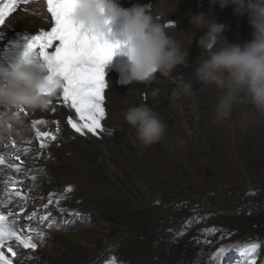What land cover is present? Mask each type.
I'll use <instances>...</instances> for the list:
<instances>
[{"label":"bare ground","instance_id":"1","mask_svg":"<svg viewBox=\"0 0 264 264\" xmlns=\"http://www.w3.org/2000/svg\"><path fill=\"white\" fill-rule=\"evenodd\" d=\"M120 3L126 8L145 5L169 31L188 35L195 31L189 64L176 67L169 76L156 73L144 83L118 87L112 80L106 94L105 132L100 138L69 132L63 119L69 109L64 105L55 113L51 108L22 113L26 127L0 140L4 153L13 139L19 144L34 137L33 119L48 121L43 130L60 128L58 140L49 142L35 159L37 179L25 185L27 196L38 202L30 208L48 203L52 193L54 201L65 197L59 206L76 210L80 218H92L93 222L78 225L79 216L74 215L68 220V224L75 223L71 229L62 223L48 229L30 225L43 232L45 239L30 254L32 259L25 260L18 250L15 262L99 264L114 254L126 264H208L209 255L219 247L251 238L264 241V123L251 121L254 109L248 104H238L231 119L215 122L213 108L220 93L213 86H203L193 74L203 54L196 40L205 30H195L189 22L190 14L214 8L212 15L217 21L229 25L225 33L228 41L242 44L252 39L249 17L234 15L231 5L224 9L218 3L213 6L210 0ZM37 7L35 1L12 15L1 36L10 38L25 30L38 32L49 27L43 3L39 5L42 16L36 14ZM188 84L194 90L186 89ZM173 89L177 95L168 96ZM145 104L166 124V136L160 143L141 148L132 143L134 130L124 114L132 106ZM191 155L200 171L191 163ZM206 164H211L214 174L205 173L201 167ZM9 174L5 171L0 175L2 195L7 193L2 182ZM68 186L71 192L65 191ZM205 214H209L206 219L193 222V217ZM28 216L24 214L19 220ZM95 218L101 222V230ZM212 227L227 229L230 235L222 240L218 232L199 234L201 229ZM97 234L103 236L100 244L95 242ZM256 259L257 264H264V249ZM220 261L241 264V255L230 250Z\"/></svg>","mask_w":264,"mask_h":264},{"label":"clouds","instance_id":"2","mask_svg":"<svg viewBox=\"0 0 264 264\" xmlns=\"http://www.w3.org/2000/svg\"><path fill=\"white\" fill-rule=\"evenodd\" d=\"M43 2L37 0V15H43L39 10ZM217 3L221 9L233 6L234 15L249 17L252 39L242 44L229 42L225 36L229 25L217 21L214 8L190 14L193 29L205 30L196 40L203 54L196 61L195 80L220 93L213 108L215 122L231 119L238 104H248L254 109L251 121L264 123V0H210L213 6ZM75 19L102 28L112 40L121 42L130 83L150 81L156 73L169 76L176 67L189 64L195 31L191 35L169 31L145 5L126 8L120 0H80ZM116 25L118 32L113 30ZM62 87V79L53 77L37 54L24 52L11 68L0 63V140L25 129L21 109L45 110ZM185 87L193 89L191 84ZM124 120L134 130V145L147 148L165 139L166 124L146 104L128 108Z\"/></svg>","mask_w":264,"mask_h":264},{"label":"snow or ice","instance_id":"3","mask_svg":"<svg viewBox=\"0 0 264 264\" xmlns=\"http://www.w3.org/2000/svg\"><path fill=\"white\" fill-rule=\"evenodd\" d=\"M29 3L30 0H7V3L0 7V25L4 24L5 17L15 11L19 5H28ZM46 3L47 11L54 20V25L48 30L42 28L35 35L27 38L25 55L37 54L45 61L52 76L62 79L63 87L57 96L62 99L63 105L74 110L79 121L69 116L66 123L70 125L71 129L81 136L92 134L99 137L105 132L103 123L106 119L105 90L108 87L105 67L121 51V42L110 39L104 29L82 25L75 19V10L80 0H46ZM52 105L53 101L51 100L48 102L47 108L51 107V110L55 112L56 108ZM20 112L24 115L28 114L24 109H21ZM30 123L38 142L35 149L37 154L48 148L49 142L58 140L56 134L60 132L58 126L55 132L42 131L40 126L47 125V120L33 119ZM56 124L59 125V121H56ZM9 151H19L14 139L11 141ZM24 153L26 159L28 149H24ZM22 164H24V160L19 154L9 158L0 154V167L8 170L14 169L16 173H22ZM23 174L27 175V171L24 170ZM36 179L35 176L31 177L33 181ZM10 180H14V177ZM7 184L8 181H4L2 186L7 187ZM65 191L71 192L72 187L68 186ZM13 193L14 197L11 195ZM52 196L53 194L50 193L48 203L40 211H47L50 205H54L61 214L78 215L74 211L68 212V210L59 207L61 200L65 197L54 201ZM6 198L14 199L15 202L6 207L3 203ZM21 199L29 200L30 198L23 196L15 184L7 197L0 196V264H13L12 258L17 256V250H23L21 254L25 260L32 259L30 254L34 253L39 243L45 239V234L30 225L53 226L51 212L39 218H37L36 212H33L26 219L18 220L17 216L24 213L25 207L20 206V211L17 214H14L12 209L18 206ZM207 215L209 214L195 216L193 222L206 219ZM217 232L221 234L222 240L230 235L229 230L217 227L201 229L199 234L211 236ZM205 242L208 243V241ZM261 249H264V241L258 238H251L237 244L230 243L219 247L214 251V254H210L208 264H221L220 258L230 250L240 253L241 264H257L256 256ZM5 250L12 258L5 254ZM117 261L118 258L113 256L107 261V264H117ZM16 264H22V262L16 261ZM119 264H126V262L119 261Z\"/></svg>","mask_w":264,"mask_h":264},{"label":"rangeland","instance_id":"4","mask_svg":"<svg viewBox=\"0 0 264 264\" xmlns=\"http://www.w3.org/2000/svg\"><path fill=\"white\" fill-rule=\"evenodd\" d=\"M199 35V34H198ZM172 91H173V93H172ZM176 91V92H175ZM174 92H175V94H174ZM174 94V95H173ZM177 95V90H171L170 91V94L168 95V96H170V97H175ZM196 99V98H195ZM208 137V136H207ZM232 138L233 139H235L234 138V136H232ZM191 159H192V161H191V163H194V164H197L196 163V158L193 156V155H191ZM194 159V160H193ZM197 168H199V171L201 170L200 169V167L198 166V164H197ZM201 168H203L204 169V171H205V173H212V174H214V172H213V168H212V166H211V164H206L204 167H201ZM202 169V170H203ZM117 174H119V173H117ZM120 175V174H119ZM117 177V176H116ZM122 182V181H121ZM123 183H125V182H123ZM95 220H97V222H95V224H97L98 225V230H101V228H102V224H101V222L99 221V219H95ZM102 238H103V236L102 235H100V234H97V236H96V239H95V242L96 243H98V244H100L101 243V241H102Z\"/></svg>","mask_w":264,"mask_h":264}]
</instances>
